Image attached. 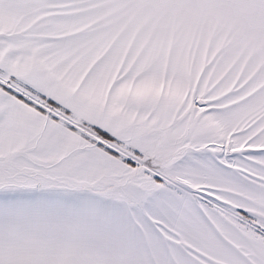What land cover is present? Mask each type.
Listing matches in <instances>:
<instances>
[{
  "label": "snow or ice",
  "instance_id": "obj_1",
  "mask_svg": "<svg viewBox=\"0 0 264 264\" xmlns=\"http://www.w3.org/2000/svg\"><path fill=\"white\" fill-rule=\"evenodd\" d=\"M0 264H264V0H0Z\"/></svg>",
  "mask_w": 264,
  "mask_h": 264
}]
</instances>
